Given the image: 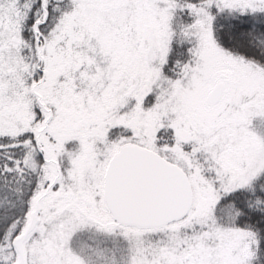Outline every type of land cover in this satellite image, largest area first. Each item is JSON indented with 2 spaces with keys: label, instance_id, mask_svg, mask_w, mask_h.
Listing matches in <instances>:
<instances>
[{
  "label": "snow or ice",
  "instance_id": "6c2138e0",
  "mask_svg": "<svg viewBox=\"0 0 264 264\" xmlns=\"http://www.w3.org/2000/svg\"><path fill=\"white\" fill-rule=\"evenodd\" d=\"M0 264H264V0H0Z\"/></svg>",
  "mask_w": 264,
  "mask_h": 264
}]
</instances>
